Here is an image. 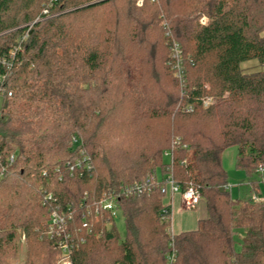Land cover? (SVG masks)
I'll return each instance as SVG.
<instances>
[{"label":"trees","instance_id":"obj_1","mask_svg":"<svg viewBox=\"0 0 264 264\" xmlns=\"http://www.w3.org/2000/svg\"><path fill=\"white\" fill-rule=\"evenodd\" d=\"M15 48L12 69L0 65V264L15 255L18 230L26 264H58L53 210L72 214L70 232L84 240L72 264H167L172 254L173 264H264V202L233 199L223 166L236 147L248 178L264 167V0H0V57ZM252 61L262 70L247 73ZM75 137L88 172H70ZM158 172L200 193L197 230L171 234L159 189L117 199L123 238L102 210L82 229L104 192Z\"/></svg>","mask_w":264,"mask_h":264},{"label":"built area","instance_id":"obj_2","mask_svg":"<svg viewBox=\"0 0 264 264\" xmlns=\"http://www.w3.org/2000/svg\"><path fill=\"white\" fill-rule=\"evenodd\" d=\"M50 2V6L57 3L59 0H48ZM141 4V2H139ZM43 15L44 18L51 17L48 9L44 10ZM41 20L40 18L37 21ZM36 21V22H37ZM202 24H206L207 20L205 18L201 19ZM32 26V25H31ZM27 38V34L24 35L22 40ZM20 48L13 49L7 57H0V65L3 66L7 71H10L13 67V61L15 60L16 53ZM171 58L173 60L172 68L175 73L174 76L179 80L181 85L185 83V72L183 69V55L179 44L176 41L172 43V53ZM5 79L4 76H0V82ZM4 91L0 89V95H3ZM11 96V94H9ZM213 99H207L204 101V108H207L209 105L213 103ZM192 107H186L183 111L190 112L192 111ZM73 143L78 147L79 150V158L75 164H68L70 167V172L75 173L78 169L83 171L91 170V159L88 155H86L85 150L83 148V143L76 137L73 138ZM180 139L176 138L174 141V145H179ZM164 157L172 163V152L171 150H167L164 152ZM10 163L14 161V156H11L9 159ZM258 173H264V167L260 166L257 169ZM4 171L0 174V179L3 177ZM154 189H159L163 195H179L182 202L185 203L189 208H195L202 202V198L200 193L193 187L189 186L185 190H182L174 181L171 174H167L159 178L156 174L149 175L145 177L141 182L131 185V186H120L118 190L116 189H108L103 193L100 200L97 202L95 206L94 212L90 210V206L87 207L86 216L82 222V229L91 231V222L89 217H93L95 221L98 220V216L100 211L108 212L111 217L116 220L118 217L119 207L117 204V199L124 196L126 198L133 196H140L146 193H150ZM225 190H230V187H224ZM47 199H51V195H48ZM254 201L262 202L259 198L254 197ZM73 221L72 214L61 213L58 210H53L50 214L48 228L49 237L53 240L55 247L60 251V258L58 264H72V256L73 252L78 248L80 243H84V240L77 241L73 234L70 232L69 224ZM175 262V254H172L168 257L167 264H173Z\"/></svg>","mask_w":264,"mask_h":264},{"label":"rangeland","instance_id":"obj_3","mask_svg":"<svg viewBox=\"0 0 264 264\" xmlns=\"http://www.w3.org/2000/svg\"><path fill=\"white\" fill-rule=\"evenodd\" d=\"M208 21V18L203 17ZM163 64L160 66V70L164 67ZM243 69L247 73L257 72L262 70L259 63L257 61L248 62L242 65ZM236 154L237 148L232 147L226 151L225 154V169L228 174V183L233 187L230 190L231 196L233 199H239L242 201H253L254 197L259 198L260 200H264V173L261 176L260 174H254L251 178L247 177V174L243 170H239L236 168ZM258 181L255 188L249 182ZM202 202H204L202 200ZM180 218V215L177 216L173 223ZM116 228L119 233L120 238L124 237L125 234V223L121 212H118V217L115 220ZM18 242H17V250L15 255L8 260V264H26V257L28 252V246L26 242L25 235L18 230ZM242 234L238 232V236ZM236 251L241 249L240 238H236Z\"/></svg>","mask_w":264,"mask_h":264},{"label":"crops","instance_id":"obj_4","mask_svg":"<svg viewBox=\"0 0 264 264\" xmlns=\"http://www.w3.org/2000/svg\"><path fill=\"white\" fill-rule=\"evenodd\" d=\"M225 154L226 152L223 155V166L225 165ZM235 160L237 161V154ZM255 174H260L261 176L263 175V173H258L257 171ZM157 176L159 178H162V175L159 172L157 173ZM249 183L254 186L253 182ZM225 187H230V190L231 188H233L229 183ZM230 190L228 191L230 192ZM260 201L264 202V200ZM163 204L169 207L172 213L170 232L173 235H179L183 232L195 231L198 229L200 221L205 220L207 218V209L204 202H201L200 205L195 208H189L187 205H185V203L182 202L179 195L169 194L166 196L164 195ZM179 215L180 218L176 220L175 223H173V218L175 220V218Z\"/></svg>","mask_w":264,"mask_h":264}]
</instances>
